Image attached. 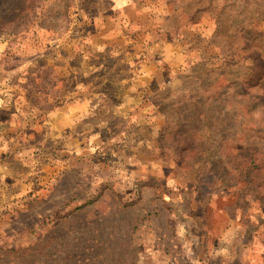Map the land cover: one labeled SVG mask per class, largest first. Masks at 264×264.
Here are the masks:
<instances>
[{"label": "rangeland", "instance_id": "1", "mask_svg": "<svg viewBox=\"0 0 264 264\" xmlns=\"http://www.w3.org/2000/svg\"><path fill=\"white\" fill-rule=\"evenodd\" d=\"M261 199L264 0H0V264H264Z\"/></svg>", "mask_w": 264, "mask_h": 264}, {"label": "trees", "instance_id": "2", "mask_svg": "<svg viewBox=\"0 0 264 264\" xmlns=\"http://www.w3.org/2000/svg\"><path fill=\"white\" fill-rule=\"evenodd\" d=\"M248 183H249V185H254V181H253V180H251V181L248 182ZM261 201L264 202V200H262V199H261Z\"/></svg>", "mask_w": 264, "mask_h": 264}]
</instances>
